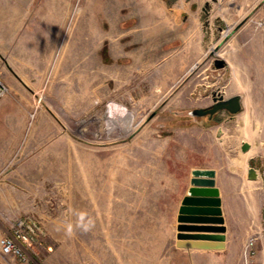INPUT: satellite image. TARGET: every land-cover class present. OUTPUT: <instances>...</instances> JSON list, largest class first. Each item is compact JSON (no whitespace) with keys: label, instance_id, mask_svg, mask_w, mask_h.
I'll return each instance as SVG.
<instances>
[{"label":"rangeland","instance_id":"1","mask_svg":"<svg viewBox=\"0 0 264 264\" xmlns=\"http://www.w3.org/2000/svg\"><path fill=\"white\" fill-rule=\"evenodd\" d=\"M0 73V235L34 219L40 264H168L197 166L229 167L264 218V0H0ZM81 212L94 227L67 236Z\"/></svg>","mask_w":264,"mask_h":264},{"label":"crops","instance_id":"2","mask_svg":"<svg viewBox=\"0 0 264 264\" xmlns=\"http://www.w3.org/2000/svg\"><path fill=\"white\" fill-rule=\"evenodd\" d=\"M4 104L5 102L0 104V120L8 114V112L2 111ZM7 125V130H0V161L2 160L1 157L10 156V123L8 122ZM11 139L13 140L12 135ZM195 169L214 170L216 172V186L220 191L221 210L224 226L226 227L224 248L182 249L176 247L173 251L172 260L168 264H243L242 255L250 233L257 229L264 231V218L262 217L261 221H256L253 217L252 212L255 207L253 206L254 203H252L253 199L251 197L233 193L229 182L233 177L237 178L238 175L232 174L229 167L220 170L212 166H197L191 170L190 180L192 178V171ZM0 174H2L0 177V213H3L2 205L10 204L14 196L10 195V176L12 173L10 171H0ZM190 186L191 183L189 182L187 190ZM186 194L187 191L184 197ZM261 207L263 210V205ZM9 233H11V229ZM2 236L4 235H0V237Z\"/></svg>","mask_w":264,"mask_h":264},{"label":"water","instance_id":"3","mask_svg":"<svg viewBox=\"0 0 264 264\" xmlns=\"http://www.w3.org/2000/svg\"><path fill=\"white\" fill-rule=\"evenodd\" d=\"M223 62H219L222 66ZM239 96L221 102L211 108H196L190 112L193 117H213L220 110L231 114L239 113ZM246 149V144L242 147ZM250 179H256L255 168L248 170ZM214 170L195 169L192 171L191 186L183 198L178 214L177 248L182 249H223L226 240L224 218L221 210L220 191L216 186Z\"/></svg>","mask_w":264,"mask_h":264},{"label":"built area","instance_id":"4","mask_svg":"<svg viewBox=\"0 0 264 264\" xmlns=\"http://www.w3.org/2000/svg\"><path fill=\"white\" fill-rule=\"evenodd\" d=\"M10 93L9 85L0 73V100ZM39 224L32 218L19 217L12 227L11 233L0 237V257L6 264H40L31 254L36 253V248L41 245L38 236L43 235ZM254 239L248 240L243 251V264H256Z\"/></svg>","mask_w":264,"mask_h":264},{"label":"clouds","instance_id":"5","mask_svg":"<svg viewBox=\"0 0 264 264\" xmlns=\"http://www.w3.org/2000/svg\"><path fill=\"white\" fill-rule=\"evenodd\" d=\"M95 221L87 213L77 215L76 224L67 223L64 225L65 234L71 237L74 234V228H79L83 232H88L94 227Z\"/></svg>","mask_w":264,"mask_h":264},{"label":"flooded vegetation","instance_id":"6","mask_svg":"<svg viewBox=\"0 0 264 264\" xmlns=\"http://www.w3.org/2000/svg\"><path fill=\"white\" fill-rule=\"evenodd\" d=\"M214 116V115H213ZM209 117V116H208Z\"/></svg>","mask_w":264,"mask_h":264}]
</instances>
